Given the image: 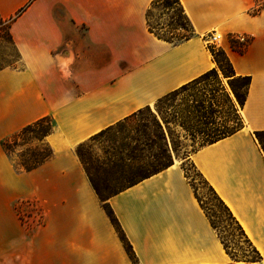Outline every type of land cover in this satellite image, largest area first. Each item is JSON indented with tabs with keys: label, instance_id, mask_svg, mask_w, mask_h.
<instances>
[{
	"label": "crops",
	"instance_id": "crops-1",
	"mask_svg": "<svg viewBox=\"0 0 264 264\" xmlns=\"http://www.w3.org/2000/svg\"><path fill=\"white\" fill-rule=\"evenodd\" d=\"M153 1L0 0L22 64L0 71V182L13 198L37 199L45 217L34 236L0 248V264H264V153L255 139L264 132V10L252 16L254 0H179L194 36L172 45L147 29ZM216 31L235 76L250 78L243 127L189 159L257 252L250 263L225 252L180 162L102 202L76 155L98 133L219 73L204 39ZM240 35L242 53L229 43ZM43 117L53 122L45 138L53 155L21 171L2 143Z\"/></svg>",
	"mask_w": 264,
	"mask_h": 264
},
{
	"label": "rangeland",
	"instance_id": "rangeland-1",
	"mask_svg": "<svg viewBox=\"0 0 264 264\" xmlns=\"http://www.w3.org/2000/svg\"><path fill=\"white\" fill-rule=\"evenodd\" d=\"M150 15L154 27L156 25L165 27L181 19L177 10L165 11L161 6L154 7ZM8 27L9 22L0 17V71L19 70L22 67L17 50L7 36ZM161 34L167 35L166 29H163ZM218 76L225 92L233 100L236 115L240 118V106L234 99L227 80L221 75ZM236 87L239 96L243 97L245 93L243 83L237 82ZM200 88L216 91L215 95L220 94L219 85L213 78L202 83ZM185 97L184 93L162 102L157 107L154 104L149 112L143 110L141 119L135 121L136 123L121 124L103 136L87 141L80 149L83 161L89 168L93 183L104 198L151 175L169 163L180 162L198 203L233 260L239 263L256 262L258 256L246 238L191 166L190 155L202 147V142L201 136L188 129L186 123L180 119V105ZM218 111L220 115L216 117V122H220L228 114V107L221 105ZM44 127L52 128L51 122H47ZM35 137V134L27 135L25 140L22 137L16 141L13 157L17 163L21 158L31 162L33 158L39 159L47 154L48 147L38 142ZM28 183L35 185L38 182ZM2 197L5 202L1 200ZM16 197L17 195L15 198L11 196L7 182H0V248L18 237L23 241L24 235L34 236L41 228L38 223L45 220L37 199L30 196ZM22 217L27 223L21 221Z\"/></svg>",
	"mask_w": 264,
	"mask_h": 264
},
{
	"label": "trees",
	"instance_id": "trees-1",
	"mask_svg": "<svg viewBox=\"0 0 264 264\" xmlns=\"http://www.w3.org/2000/svg\"><path fill=\"white\" fill-rule=\"evenodd\" d=\"M156 6H161L162 9H164L165 11L177 10L181 15V19L177 20L175 22V24H169L165 27L160 26V25H156L154 27L151 23L150 12ZM262 10H264V0H254V7L251 9L250 14L252 16H256V15L260 14ZM146 25H147L148 31L151 34H153L157 39L165 41V42L172 44V45H177L183 41L190 39L192 36H194L193 28H192L188 18L186 17L179 0H154L151 4L150 8L148 9L147 13H146ZM8 29H9V27H8ZM163 29H166L167 35L161 34V31ZM7 36L9 38L10 42L12 43V45H14L12 38L9 34V30H8ZM235 37H229L230 46L234 51H236L238 53H242L244 51V48L246 47V45L248 43V40L245 44H240L235 40ZM208 50L211 53V56H212L216 66L218 68V71H219L221 77L227 80L228 87H229L234 99L236 100V102L238 103V105L241 108L245 102L246 93H247V90H248V87L250 84V78L249 77H236L234 74V70L232 68L231 63L229 62L226 54L222 50L216 49L213 46H208ZM18 56H19V54H18ZM218 75L219 74H218L217 70H215V69L211 70V71L205 73L204 75H202L201 77H199L198 79H196V80L180 87L178 90L171 92L170 94L162 97L155 104V107H157L162 102L167 101L171 98H174L175 96H178L180 94L185 93L186 97L183 99V102L180 105L181 106L180 111H179L180 119L183 120V123H186V126L188 127V129L192 130L193 132H195L201 136L200 139L202 142V147L214 144V143H216L222 139L230 137L231 135H233L234 133H236L237 131H239L243 127L241 117L238 118V116L236 115V110H235L233 100L225 92V90L221 84V80H220ZM210 78H213L215 80V82L219 85L220 94L215 95L217 93L216 91L215 92L206 91L204 88H200L202 83H205ZM237 82L243 83V87L245 88V93H244L243 97H240L238 94V89L236 87ZM221 105L228 107V114L220 122H216V120H215V119H217L216 117L218 115H220L218 108H220ZM143 110H145L146 112H149L150 108L147 107V108H144L142 110L137 111L136 113L132 114L131 116L123 119L122 121L116 123L115 125L107 128L106 130H104V131L98 133L97 135L93 136L88 141L95 140L97 137L103 136L104 134L110 132L114 127H118L121 124L133 123L135 121L136 122L139 121L141 119L140 115H142ZM49 121L52 124V128L44 127V125L47 124V122H49ZM52 130H53L52 119L50 117H43V118L35 121L34 123L22 128L19 132L14 134L8 140L4 141L2 143L3 149L6 152V154H8L9 156H13L14 152H15L14 147H15L16 141L21 139L22 137H24L23 140H25V137L27 135H34L35 134L36 135L35 139H37L38 142L44 143L48 147V152H47V154L43 155L39 159L33 158V160L31 162L28 160H24L23 158H21L19 160V163L16 162L18 169H20L21 171H24V172H30V171L38 168L39 166H41L42 164H44L48 160H50V158L52 157V155H53L52 150L49 148V146L45 142V138L51 134ZM255 139L258 142L262 152L264 153V132L255 133ZM84 144H86V142L77 147L76 155L80 161V164L82 165V167L84 169V172L88 178V181L90 182V185H91L93 191L95 192V194L97 195L99 200L104 202L106 200V198H108L112 195L104 198L102 196L99 188L93 183L94 180L92 179V175L90 174L89 168H87V164L83 161L82 155L80 154V149ZM171 165H172V163H169L168 165L162 167L161 169L157 170L156 172L152 173L151 175L145 176L144 178L136 181L135 183L125 187L124 189L129 188V187L137 184L138 182L142 181L143 179H146V178L168 168ZM191 166H192V164H191ZM192 168H193V166H192ZM182 169H183V166H182ZM185 176H186V174H185ZM124 189H122V190H124ZM122 190H120V191H122ZM209 190L213 193V191L211 189H209ZM117 193H115V194H117ZM213 195H214V193H213ZM218 202L222 205V203L219 200H218ZM222 207L227 211V209L223 205H222ZM108 214L111 215L110 212H108ZM229 216H230V214H229ZM231 219L234 221V219L232 217H231ZM21 221L23 223H27V221H25L23 217L21 218ZM41 223L42 222H39L38 225H41ZM234 223L236 224V226L239 229V231L241 232V234L245 237V235L241 231V228L237 225V223L235 221H234ZM210 224H211V222H210ZM211 226L216 231L215 227L212 224H211ZM217 234H218V232H217ZM218 237L220 238L219 235H218ZM220 240H221V238H220ZM122 241H124L123 238H122ZM221 243L223 245L225 252L230 256L231 259H233L232 255L228 252V249L223 244L222 240H221ZM253 251L257 255V252L255 250H253ZM126 252L130 256V258H133L132 253L130 251V247L128 245H126Z\"/></svg>",
	"mask_w": 264,
	"mask_h": 264
},
{
	"label": "built area",
	"instance_id": "built-area-1",
	"mask_svg": "<svg viewBox=\"0 0 264 264\" xmlns=\"http://www.w3.org/2000/svg\"><path fill=\"white\" fill-rule=\"evenodd\" d=\"M208 46L219 48L222 42V36L218 35L217 32H211L204 37ZM235 40L240 44H245L248 38L244 35L236 36Z\"/></svg>",
	"mask_w": 264,
	"mask_h": 264
}]
</instances>
